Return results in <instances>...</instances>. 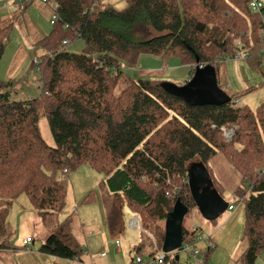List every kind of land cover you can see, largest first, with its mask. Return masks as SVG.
I'll use <instances>...</instances> for the list:
<instances>
[{
    "label": "trees",
    "instance_id": "obj_1",
    "mask_svg": "<svg viewBox=\"0 0 264 264\" xmlns=\"http://www.w3.org/2000/svg\"><path fill=\"white\" fill-rule=\"evenodd\" d=\"M51 2L58 20L33 46L37 95L24 99V87L25 96L12 97L17 81L0 78V250L12 248L10 207L26 194L53 231L40 251L81 259L87 248L73 234L74 215L59 220L67 200L61 176L90 165L105 174L109 231L122 233L129 208L139 216L142 233L132 253L154 258L177 199L195 207L188 183L192 165L203 164L224 194L211 165L223 153L242 177L236 195L245 204L248 246L238 264H257L264 250V104L256 111L236 106L239 96L232 94V102L220 106L190 105L165 90L168 81L133 78L127 70L146 55L164 66H190L193 74L198 65H213L222 88L223 59L246 50L251 65L261 63L263 17L249 0H124L123 8L109 0ZM1 20L0 14V63L13 32ZM79 40L84 49L70 50ZM42 117L48 118L54 146L41 134ZM223 126L237 127L231 141ZM197 234L184 224V242ZM210 254L211 248L205 262ZM180 259L165 254L163 264Z\"/></svg>",
    "mask_w": 264,
    "mask_h": 264
},
{
    "label": "rangeland",
    "instance_id": "obj_2",
    "mask_svg": "<svg viewBox=\"0 0 264 264\" xmlns=\"http://www.w3.org/2000/svg\"><path fill=\"white\" fill-rule=\"evenodd\" d=\"M109 1L114 2L118 8H123L125 5L124 0ZM261 1L264 3V0ZM18 4L20 3L18 2ZM14 5H16L14 0H0V7H10L7 16H1V22L4 26V19L7 17L9 22L6 26L12 25L13 27L10 44L0 63V78L6 80L11 78L18 81L19 78L26 76L20 83L22 88L18 89L20 85L13 86L17 89L12 90V97L22 98V89L29 86V96L24 98L27 99L37 95L39 77L32 60L34 58L33 48L27 47L24 31L16 20L15 13H19L20 10L15 9ZM36 9L35 5L29 6L26 12ZM13 14L15 21H10ZM32 15L36 27H38L37 30L43 33V37L48 35L53 28L51 24L53 14L52 16L49 14V19L39 11H34ZM30 28L28 25V29ZM84 47V42L79 40L70 45L69 49L82 51ZM23 50L27 51L29 55L26 60H23L24 53L21 52ZM19 52L21 54L18 55ZM142 58L136 67L127 70L131 77L142 78L139 75V70L142 69H165L161 74L155 73L157 76H145V78H160L182 85L186 74L190 73L189 67L164 66L159 57L146 55ZM249 60L251 59H229L227 62L221 63L219 81L228 94L239 96L238 101L241 106H247L256 111L264 104V63L254 67ZM235 105L239 106L236 103ZM39 127L45 141L54 146L55 140L47 117L40 119ZM61 177L65 181L67 200L66 206L59 215V220L63 224L70 215H74L73 234L87 248V253L81 256L83 262L79 259L70 260L49 255V262L46 264H133L132 256L136 259L138 255L133 254L132 251L142 239L141 229L130 225L131 219L137 214H133L129 208H126L124 210L125 229L119 235H114L109 231L101 187L105 174L96 171L90 165H84ZM224 199L227 203L235 205L236 209L240 208L241 220L231 222L232 211L230 210H227L215 221H208L197 209L185 218L186 228L190 230L198 226V235L211 236L201 245L200 258L204 264H238L239 258L248 246V239L245 236V204L234 196L225 195ZM8 219L13 230L11 246L14 250L9 253L0 252V264H43L40 248L53 231L44 226L26 194L20 195L13 201ZM27 236H32L35 239V245L29 249L23 245V240ZM117 241L122 245V254L120 255L116 252ZM208 248H211V254L208 262H205L203 256ZM32 252L36 253L32 254ZM103 253L105 256L102 255ZM180 258V264H190L184 253H180ZM144 259L149 264H163V262L153 263V257H144ZM192 264L194 263L192 262ZM257 264H264V250L258 257Z\"/></svg>",
    "mask_w": 264,
    "mask_h": 264
},
{
    "label": "water",
    "instance_id": "obj_3",
    "mask_svg": "<svg viewBox=\"0 0 264 264\" xmlns=\"http://www.w3.org/2000/svg\"><path fill=\"white\" fill-rule=\"evenodd\" d=\"M164 88L190 105L220 106L233 100L232 96L219 86L213 65H198L193 76L182 85L168 81L164 83ZM188 183L195 203L194 208L208 221H215L228 210L229 203L216 188L209 171L203 164L192 165ZM194 208L177 199L173 210L166 216L162 251L165 254H174L177 260L180 258L179 250L184 241L185 218Z\"/></svg>",
    "mask_w": 264,
    "mask_h": 264
},
{
    "label": "crops",
    "instance_id": "obj_4",
    "mask_svg": "<svg viewBox=\"0 0 264 264\" xmlns=\"http://www.w3.org/2000/svg\"><path fill=\"white\" fill-rule=\"evenodd\" d=\"M19 3L20 4H18V2L16 3L14 0V4H16V5H14L15 6L14 8L19 9L21 11V13H20V11H19V13H15L16 20H18L20 28L24 31L25 37L27 39L26 40L27 47L33 48L34 44L43 38V33H41V31L37 30L38 27H36V23L34 21V16L32 15V13H34V11H39L42 14H45L47 16V18L49 19V14L52 16V14L54 15V13L56 12L55 11L56 6L51 2V0L49 2H43L42 0H19ZM26 3H27V5H28V3H30L27 6V8L29 6L35 5V6H37V9L36 10H30V11L26 12L27 11L26 10L27 8L25 7ZM38 3H41V4L37 5ZM9 8L10 7H7V6H1L0 7L1 16H7V14H8L7 11ZM23 9H25V10H23ZM15 15L14 14L12 15V18L10 19V21H15L14 20ZM8 22H9V20L6 17L4 19V23H5L4 26H6L8 24ZM28 25H30V27H31L30 29H28ZM21 52L24 53L23 60H26L27 58H29L27 51L23 50ZM21 52H19L17 54L19 55V54H21ZM32 60H33V64H34V58H32ZM170 65L171 66L189 67L190 68V73L188 75L186 74L183 83L186 82L188 79H190L193 76L192 67H190V66H180V65L172 63V62ZM163 70H165V69H163ZM163 70L151 69V68L142 69V70H139V75L143 76V77L153 76V75L157 76L156 74H161L162 72H164ZM25 77L26 76L19 78L16 84L19 86ZM2 79H4V78H2ZM9 80H14V79L10 78ZM20 88H22L21 85L19 86L18 89H20ZM25 88H26L25 90H27L29 88V86H26ZM15 89H17V88H15ZM25 90L22 89L23 96H25L27 94V92L24 93ZM211 165L213 167V170H214L215 176L217 177V180L220 182V184L223 186V188L225 190L223 197L225 195H229V196H234V197L238 198V196L236 195V191L238 190V188L242 184L241 174L234 168V166L231 165V163L228 161V159L226 158V156L223 153L217 154L212 159ZM228 192H229V194H227ZM230 205H233V204H230ZM194 210H196V209L194 208L193 211ZM239 210H240V208H237V209L234 208V210H232L231 222L234 220H241V216H240L241 213L239 212ZM28 237H31L33 239V242L30 246L25 244V240ZM23 245L26 249H29L30 247L34 246L35 245L34 237L27 236L23 240ZM13 250H14V248L12 247L11 249L0 250V252H8L9 253V252H12ZM116 252L118 255L122 254V245L121 244H120V246H117ZM35 253L36 252H32V254H35ZM40 253L42 255L40 257H42L43 262H44L43 264H46L47 262H49L50 256L48 254L42 253L41 251H40ZM85 253H87V252H85ZM88 254H89V252H88ZM102 255L105 256L104 253ZM133 258H134V256H132V260H133ZM73 260H76V259H73ZM79 261L83 262V259H79ZM198 264H204V262H200Z\"/></svg>",
    "mask_w": 264,
    "mask_h": 264
},
{
    "label": "built area",
    "instance_id": "obj_5",
    "mask_svg": "<svg viewBox=\"0 0 264 264\" xmlns=\"http://www.w3.org/2000/svg\"><path fill=\"white\" fill-rule=\"evenodd\" d=\"M43 2H49L50 0H42ZM249 7L250 9L261 15L264 19V3L261 0H249ZM58 20V14L55 12L53 15V18L51 20V23L54 24L56 21ZM262 37L264 38V31L262 34ZM65 44H68L69 41L65 40L64 41ZM236 45L240 48L242 46V41L240 39L236 40ZM252 55H250V53L248 51H243V50H238L234 56H232L231 58H225L223 59L222 62H227L229 59H245V58H249ZM258 58L260 60L261 63H264V45L262 46L261 50L259 51L258 54ZM236 104H238L239 106H241L239 104V101L236 100L235 101ZM237 106V105H236ZM222 131L224 133V136L226 137L227 141H231L233 139V136L236 134L237 131V127L236 126H232V127H222ZM65 175L69 174V170L65 169L64 170ZM241 200V199H240ZM235 205H230L228 207V210L232 211L234 210ZM130 225L134 228L137 229H141V222H140V218L138 215H136L134 218L131 219L130 221ZM195 229H199L198 226H195ZM211 238V236H203V235H198L195 237V239L188 241V242H184L183 241V245L181 247V249L179 250V253H184L185 255H187L188 257V263L192 264V262L194 264H198L201 262V258L200 255L202 254V248L201 245L207 240ZM33 242V239L31 237H28L25 240V244L26 245H31ZM117 246H120V242L117 241ZM210 249V248H208ZM174 255V254H172ZM165 258V253L162 251V249H160L158 251L157 257L153 258V263H158V262H163ZM133 264H149L147 262H145V259L143 256L138 255L135 259H133Z\"/></svg>",
    "mask_w": 264,
    "mask_h": 264
},
{
    "label": "clouds",
    "instance_id": "obj_6",
    "mask_svg": "<svg viewBox=\"0 0 264 264\" xmlns=\"http://www.w3.org/2000/svg\"><path fill=\"white\" fill-rule=\"evenodd\" d=\"M229 206H230V204H229Z\"/></svg>",
    "mask_w": 264,
    "mask_h": 264
}]
</instances>
